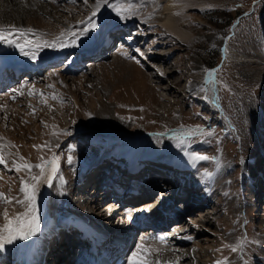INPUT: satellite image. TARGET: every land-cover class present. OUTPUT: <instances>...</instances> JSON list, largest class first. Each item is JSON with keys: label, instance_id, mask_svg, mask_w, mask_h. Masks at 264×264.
<instances>
[{"label": "rangeland", "instance_id": "1", "mask_svg": "<svg viewBox=\"0 0 264 264\" xmlns=\"http://www.w3.org/2000/svg\"><path fill=\"white\" fill-rule=\"evenodd\" d=\"M34 1H30L29 6L26 0H7L0 4L1 22L35 28L50 35L58 32L57 24L65 27L66 21L69 27L76 29L77 22L90 15L95 3V0H88L87 4L84 0ZM222 1L190 11L188 25L194 39L187 44L172 38L157 25L141 23L138 16L133 17L130 27H124L125 23L121 26L123 21L114 11L102 8L97 15L100 27L95 32L104 33L107 26L117 24L110 25L113 33L110 29L106 31L112 35L108 37L111 43L107 47L94 45L90 51L96 54L94 50L98 49L94 58L91 54L87 55L89 58H81L77 53H67L36 76L18 77L11 87L27 82L29 86L22 89L24 95L12 93L6 106L0 103L4 106L0 107V135L3 138L6 135L5 139L8 137L7 140L17 146L5 144L4 154L10 165L13 157L9 152L18 151L33 164L39 163L41 156L45 159L53 154L59 156L58 175L67 182L64 185L68 201L82 207L86 213L95 210L99 215L109 214L104 207L113 203L105 205L106 200L92 192L90 183L77 184L80 173L85 169V179L88 169L92 168L88 171L91 182L96 171L90 172L95 170L94 163L102 156L108 159L116 155H138L141 151L148 153L153 161H159L156 168L160 171L153 170L152 176L149 173L148 177H137L141 183H161L167 176L174 181L182 177L186 184L183 185L186 190L181 197L183 201L178 199V207H185L180 213L181 223L177 228L163 227L164 230L169 227L165 245L168 249L177 248L185 257H189L187 248L192 249L195 256L204 255V249L211 250L212 264L224 257H228L230 264H264V0ZM20 12L34 13L36 20L49 21L54 31L40 29L31 23L30 17L28 20L26 15L18 14ZM143 13V9L138 10L139 16ZM238 55H249L254 60L248 61V56L236 58ZM78 65L79 69L70 71L72 66ZM101 65L104 67L97 69ZM213 68L218 70L216 82L205 84L204 69ZM52 73L55 75H50ZM78 78L82 80L77 81ZM32 86L36 92L29 96ZM2 91L6 92L7 88ZM40 91L48 98V104L41 102ZM52 93L62 97L63 102L52 99ZM103 100L109 103L110 111L100 117L91 105L93 101L98 104ZM54 125L56 135H53ZM181 125H199L214 131L215 135L201 136L183 149L177 148L172 137L173 132L181 130ZM13 133L21 143L14 142ZM160 133L164 135H158ZM45 142L48 147L33 148ZM23 145L28 149L23 150ZM184 149L215 156L218 160L194 164ZM30 151L33 154L30 155ZM68 155L74 157L71 165L67 163ZM162 161L171 164H162ZM149 163L151 166L152 162ZM174 163L187 165L184 172H180L183 176L171 171ZM2 166L0 176L4 175V183L0 179L3 184L0 183V191L2 188L6 192L4 187L18 190L19 179L15 174L3 173ZM205 169L213 175L206 176ZM33 172L38 173L39 169ZM96 183L95 180L93 185ZM165 186L161 189H166ZM208 192L210 197H206ZM92 193L95 198L90 204L86 197H91ZM79 196L81 200L76 201ZM1 205L0 213L7 207ZM196 218L202 222L208 220L205 228L209 229V234L196 236V231L201 229L197 226L200 223H195ZM180 236L191 239L185 246H178L172 238ZM141 239L138 231L130 235L125 244V256ZM240 239L246 240L243 251L232 252L225 247ZM65 240L62 237L59 242ZM194 242L199 247L193 249ZM71 246L64 245L68 251L57 256L58 264H67L70 256L66 253H71ZM47 256L50 261V255ZM155 258L165 263L162 257L152 254V262ZM187 261L184 258L183 263Z\"/></svg>", "mask_w": 264, "mask_h": 264}, {"label": "bare ground", "instance_id": "2", "mask_svg": "<svg viewBox=\"0 0 264 264\" xmlns=\"http://www.w3.org/2000/svg\"><path fill=\"white\" fill-rule=\"evenodd\" d=\"M6 1L7 0H0V4H5V3H7ZM30 1H34V0H26L27 6L30 5L29 4ZM34 2H35V4H38L37 1H34ZM221 2H223V1L222 0H135V3L137 5V9L141 10V11L143 9V11H144V13H143L144 15L139 16L137 14L136 16L139 17V19L141 20V23H144L146 25H157L160 28H162L172 38L176 39L180 43L187 44L194 39V34H193L190 26L188 25L189 19H190V16H189L190 11L191 10H202L204 8L211 6V5H216V4H219ZM32 4H33V2H31V5ZM34 13H35V11H34ZM34 13L20 12L18 14H21L22 17H24V15H26L28 17V20L30 17L31 18L30 20L32 21L31 23H33L35 26L36 25L39 26L40 29H46L49 32L54 31V30H52L54 27L52 25H50L49 21H46L47 19L45 20L46 22L36 20L35 19L36 17H33ZM55 20H57V19H55ZM122 21H123V23H121V26L122 25L124 26V23H125L124 27H130L131 22L133 21V17L130 19L122 20ZM44 23H46V25ZM111 23H115V22L111 21ZM126 23H128V24H126ZM64 24H65V27L57 24V30H58L57 33H51L50 35H44L42 38L43 39H49V40L53 39L55 36H57L60 33L59 30L69 28V24H67V21L64 22ZM0 25H10V24L2 23L0 20ZM14 25H16V24H14ZM110 25H113V27L117 26V24H110ZM110 25L106 27V30L104 33L99 34L97 32L98 31L97 30L96 32L98 34H96V32L93 31V32L89 33L87 36L80 38V40L78 41V46L66 47V48H62V49H52V48L43 49L42 51H40L38 59L35 61H32L29 58L22 56L19 53V51L13 47H10L7 45H0V70L9 74L7 76L8 78L5 77V79L8 82H6L5 84L0 82V103L5 104V106H6L10 102V101H7L10 98L9 96H11V94L14 93L12 90L19 88V87H11L13 84V81L14 82L16 81V78H17L16 73H18V76L20 74H22V75L24 74L25 77L27 76L26 78L34 76V75L36 76V73H38V72L42 73L45 68L51 66V64H54V62L55 61L57 62V60L60 61V59L63 56H65L67 53H69V54L70 53H77L78 57L83 56L84 58H89L88 54H91L90 51H93V50H91V48H93V46L96 45L97 43L99 45H101L102 47H107L109 45V43H111L110 42L111 39L108 38L110 34L108 32L106 33V31H108V29H110L109 31L111 33H113V30L110 27ZM47 26H48V28H47ZM75 26H77V28L72 29L73 31L82 27L81 25H79V26L75 25ZM118 28H120V27H118ZM40 32L41 31L38 30V34ZM41 33H43V32H41ZM97 35H98V37H97ZM110 36H112V35H110ZM97 38H99V39H97ZM101 49L102 48H100V50ZM96 51H97V53H96ZM94 52L96 54H91L90 57L94 58L96 55H98V49L94 50ZM225 54H227L226 56L229 57V51H225ZM247 56L249 57V55H247ZM247 56L238 55V56H236V58L247 57ZM252 59L253 58L250 56L248 58V61L252 60ZM103 67L104 66L101 65L100 67H97V69L103 68ZM76 69H79V65L76 67L72 66L70 71L74 72V71H76ZM14 73H15V75H14ZM81 80H82V78L77 79V81H81ZM23 85L29 86V84L27 82L23 83ZM30 86H31V83H30ZM6 88H7V91L3 92L2 90L6 89ZM108 104L109 103L105 102L104 100L102 102H98V104H97V101H95V102L93 101L91 108L94 111L96 110L98 115L100 117H102L103 115L109 114L110 110H109ZM100 112H102V113H100ZM19 130H21V128H19ZM1 133H2V131H1ZM0 136H2V135H0ZM4 137L6 138V135ZM11 137L13 139H15L14 142L18 140L15 143H18V142L21 143L20 139L16 138L17 136H15L14 133H13V135H11ZM5 138L3 140H0V144L5 145L6 143H9L10 139L8 141L7 140L8 137H7V139H5ZM23 147H24V145H23ZM23 147H22V149H23ZM25 147H26V149H25ZM25 147L23 150L28 149L27 146H25ZM23 150H22V152H23ZM23 153L25 154V152H23ZM31 154H33V153L30 151V155ZM135 156H140L141 161L138 162L135 159ZM114 162L115 163L122 162L124 167L127 169V175L124 176L123 178H121L120 181H118V178L116 176V167L115 166L106 165L105 167H102L100 170L96 169L99 164L104 163L103 161H101V163H99L98 165L97 164L95 165V167H94L95 170L90 172V173H93L94 171H96L92 175L93 181L90 182L89 175H88V171L91 170L92 169L91 168V169H88L84 182H87V184L90 183L89 185H92L91 190L94 189L92 192L93 193L95 192L97 196L105 195L106 190H107V186H109V188H112L113 189L112 195L111 196H109V195L103 196V199L108 200L109 197H113V199H115V200H118V201L120 200L119 201V203L121 205L120 209L123 212V211L128 209L129 205H131V204L134 205L135 203H138L139 200H136L137 196H135V198L133 197L135 195V190H137L138 188H143V191L147 190L148 193H152L153 185L155 186L154 190L156 189V187L158 185V184H155L156 182L155 183L152 182L153 185L151 183L149 185H147V183H141L137 177H140L141 175H143V177H145V176L148 177L149 173H150V176H152L151 172L153 170L156 172L160 171L158 168H156V167H158L156 164H158L159 161H153V159H151V155H149L148 153H142V151H141V153L138 155L135 154V155H125L122 157H117ZM149 162H152L153 164L151 163V166H149V164H150ZM108 163H110V162H108ZM108 163L106 162L104 164H108ZM162 164H171V162L166 163V162L162 161ZM174 164H176V163H174ZM9 165H10V163H9ZM2 167L4 169L3 173H6V175L7 174L8 175L9 174H12V175L15 174L17 176V178L20 175H26V173H24V172L16 173L15 171H9L8 169L4 168V166H2ZM173 167H172L173 170H171L172 172L175 171L176 173H179L181 176H183V173H180V172H182V171L184 172V169L187 168V165L182 163L181 165L180 164L173 165ZM60 172H62V171H60ZM175 172H173V173L175 174ZM63 175H64V173H63ZM82 175H83V171L80 173L79 177L77 178V184H78V182H81ZM99 176L104 177V179H102L103 182H102V180L98 179ZM3 177H4V175H3ZM165 177L168 180H170L171 183H173L175 185L174 189H173L175 191V200L177 199L178 196H181V195L184 196L185 195L186 190H185V187L183 186L185 184V181L182 177H180L181 179L180 180L178 179L177 181L176 180L173 181L167 176H165ZM9 178H7V179H9ZM137 179H138L139 183L137 182ZM95 180L97 181V183L95 184L96 186L93 185ZM1 181L3 182L4 179H2ZM10 181L8 180V182H10ZM181 182H183V183H181ZM123 183L126 184V185L124 184V188L120 187L121 185H123ZM7 185H8V183H7ZM97 185H104V186H97ZM161 188L162 187L160 186L159 192H156V193L166 194L169 190L168 186L167 187L165 186L166 189H164V190ZM11 189H12V193H11L12 195H18V190H16L13 187H11ZM3 190H6V193L8 192V189H5V187ZM1 191H2V188H1ZM62 192H63V194H61ZM67 192H68V190L65 188V185H61V182L58 178H53L52 187H49L47 184H45L43 182L40 184L39 192L37 195V204H38L39 212H40V231L35 236L30 237L26 241L25 240H18L11 245H6L5 249L3 251H0V264H49V263L58 264L59 258L57 256L59 254L65 252V251H68L66 248H64L65 244H68L70 246L72 245L70 248L71 253L69 251L68 253H66V255L68 254V256H70V257H76L75 253L73 252V246L78 244L79 242L85 243V240L82 241L81 234H79V232H78V224H81V225L88 227L89 233H91V231L95 230V229H102V230H105L109 233L111 232L113 234V236L118 237V239L120 241V248L117 251L118 255L125 253L126 248H127L125 246V244L128 241V238L130 237V235L133 232L138 231L142 237L140 242L146 243L151 248L159 249V252H155L153 254L157 255L159 257H162L163 260L165 261L164 264H166V262H168V261H172V262L178 261V264H207V261H210L211 262L210 264H212V258H210L211 257V254H210L211 250L209 251V250L204 249V255L198 254L197 256H195L194 255L195 253L192 252V249L187 248L186 251L188 252L189 257H185V256H182L181 252L177 248L168 249L165 246V245H167V243H166L167 236L163 235V234H167L169 227L173 226V227L177 228L176 225L181 223L180 218H181L182 214H180V213H182V210L181 211L178 210L176 215L173 214V216H172V213L169 211V209H168V211L165 210L168 212V215H171V217H170V221L168 222V225H166V223L164 224V226L166 225V227L167 226H169V227L166 230H164V229H162V226L156 225L155 227H152V226L147 225L145 223H140V222H138V220L136 218H135V220L128 219L127 215L122 214V212L117 214V211L114 213L111 211L109 214L102 213V214L98 215V214H96V211L94 210V211H90L89 213H86L82 207H78L76 205L74 206L73 204H71L68 201V199H67L68 193ZM80 193H81V191H80ZM93 193H92L91 197H86L88 200L87 203L93 204L92 200L95 198V195L93 196ZM166 195L168 198L171 196L170 194H166ZM81 197L82 196H79V198L76 199V201L81 200ZM206 197H210L209 192L207 193ZM179 199H180V201H183V200H181V198H179ZM89 201H91V202H89ZM144 201H146L147 203H150L149 206L147 205V209L153 206L154 201L150 200V198H148V199L144 198L143 201L139 202V203H145ZM210 201H211V199H210ZM108 203L111 204L113 202H112V200H108L105 205H108ZM159 203L161 206L162 201H159ZM176 204H177L176 207L178 208V204H179L178 201L176 202ZM111 205L113 206L114 204H111ZM136 205H138V204H136ZM1 206L5 207L6 205L2 204ZM7 207L9 209L10 215H15L16 212L23 211V208L21 206H18V205H7ZM105 207H107V206H105ZM105 207H104V210H105ZM113 208H116V206H114ZM164 208H168V205ZM180 209H182V208H180ZM3 210H4V208H3ZM115 214L118 217L115 218L114 217ZM202 220H204V219H202ZM59 221H61V223ZM193 221H195V220H193ZM3 222H4V220H3V211H2V213H0V224H2ZM195 223L201 224V225L200 224L197 225L198 227L201 228V229H198V231H196L197 237H199V236L201 237L202 235L209 234V229L205 228L207 223H209L208 220L205 222L204 221L202 222L201 220H199V219L197 220V218H196ZM203 223H205V224H203ZM189 224H191V223H189ZM215 224H217V221H215ZM161 230L164 231V233H162V235L159 234V231H161ZM210 232H212V231H210ZM161 236L164 237L163 240L159 239V237H161ZM62 237H64L66 239L65 240L66 242H64V241L59 242V240L62 239ZM172 239H174L175 244H177L178 246H182V247L185 246L189 242V239L185 238L183 236H180L177 238H172ZM196 247H199V246L195 245V242H194L193 249H195ZM131 252H129V255L131 254ZM161 252H164V254H161ZM191 253H192V255H191ZM47 255H50V257H51L50 261H47V259H48ZM129 255H126V256L121 255L124 258V264H127V257ZM184 258L188 259V261L186 263H183ZM157 261H159V260H157L155 258L153 260V264H157ZM69 263H70V260L67 262V264H69ZM160 264H162V263L160 262Z\"/></svg>", "mask_w": 264, "mask_h": 264}, {"label": "snow or ice", "instance_id": "3", "mask_svg": "<svg viewBox=\"0 0 264 264\" xmlns=\"http://www.w3.org/2000/svg\"><path fill=\"white\" fill-rule=\"evenodd\" d=\"M87 4L88 0H84ZM109 8L115 12L116 16L121 20L130 19L138 14L137 5L135 0H95L92 7L90 15L85 19L78 21L77 24L82 27L73 31L71 27L63 29L60 33L53 39H43V33L38 34V30L31 27H21L14 24L10 25H0V45H7L13 47L19 51V53L29 58L32 61L38 59L40 51L46 48L52 49H62L66 47L78 46V41L80 38L87 36L89 33L97 30L100 25L97 22V15L100 13L102 8ZM247 15V13L245 14ZM129 39H132L130 36ZM140 52L139 49L136 50ZM227 51V49H225ZM142 54V53H141ZM122 55H127L122 53ZM217 69H204L205 84L215 83V73ZM50 75H55L52 73ZM163 75V73H161ZM26 85H20L18 89H13L14 93H19V95H24L22 89ZM49 87H54V85H49ZM36 92L34 86L29 88L28 95L32 96ZM41 96V102L48 104V98L45 96L43 91L39 92ZM51 98L56 100L59 99L63 102L62 97H59L55 93L51 94ZM15 99V96H13ZM205 99H208L205 96ZM0 107H4L0 105ZM51 107V106H50ZM123 107V106H121ZM143 110V109H141ZM89 115H91L89 113ZM130 119V118H129ZM47 127V125H45ZM57 126H53V135H56ZM181 130L173 132V137L176 140L177 148H184L186 144L193 143L196 139L201 136H213L214 131H207L201 126L196 125L192 127H185L181 125ZM163 136L164 133L158 134ZM4 138L0 136V140ZM6 145L0 144V165H3L9 171H15L16 173L24 172L26 175H20L19 179V189L18 195H12V189L9 187L8 192L0 191V203L5 205H18L23 208V211L16 212L15 215H10L8 207L3 210V220L4 222L0 224V251L5 249L6 245H11L18 240H28L30 237L35 236L40 231V212L37 204V195L39 192V186L43 182L49 187H52L53 178H58L61 185L66 184L62 175L59 173V160L60 157L53 154L50 158L45 159L43 156L40 157L39 163H31L27 158L20 155L19 152H9V156H12L11 165H9V160L4 154V149ZM7 147H17L11 142L8 143ZM48 147L47 142L44 145H33L35 149H41ZM185 150V155H187L192 163L198 161H208V160H218L215 156H208L206 154H201L195 151ZM67 163L69 165L74 163V157L72 155L67 156ZM33 169H39L38 173L33 172ZM204 174L211 177L213 173L205 169ZM0 179H3L0 176ZM63 194V192L61 193ZM147 211L148 209H143ZM131 215L128 219H131ZM163 240L164 237H159ZM191 239V237H188ZM246 242L245 239L238 240L235 244L225 245V247L230 248L232 252L243 251V245ZM159 252V249L151 248L150 246L144 244L143 242L137 243L135 249L127 257V264H153L152 254ZM157 264H160L157 261ZM166 264H178L177 262L168 261ZM214 264H230L228 257L218 259L214 261Z\"/></svg>", "mask_w": 264, "mask_h": 264}]
</instances>
